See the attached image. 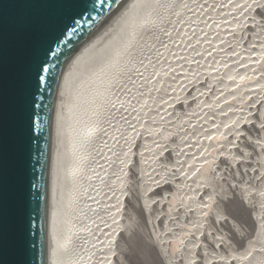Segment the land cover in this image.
Wrapping results in <instances>:
<instances>
[{
  "label": "rangeland",
  "instance_id": "rangeland-1",
  "mask_svg": "<svg viewBox=\"0 0 264 264\" xmlns=\"http://www.w3.org/2000/svg\"><path fill=\"white\" fill-rule=\"evenodd\" d=\"M200 2L201 0L197 1V4ZM220 2L218 6H220L221 12L229 14V16L233 15V19L237 18V20L241 21V26L236 34H228L225 31L224 34L220 35L219 52L215 53L213 52L215 50H212L214 42L210 39H213V37H202L204 41L201 42L202 44L200 43V46H202L201 49L205 48L206 51H204L207 55L205 58L197 57L198 54L192 52L191 46L184 49L186 48L184 47L186 43H183V37L185 36H182V34L189 35L187 29H183L184 31L181 32L177 29L176 36H182V39L175 44L172 51L169 50L167 52L169 53L166 54L167 56H164L165 58L169 56L171 59L174 56H179V59L182 60V54L186 52L188 54L184 56L186 58H183L185 60L182 63L173 67V62L166 64V61H161L163 50L159 51V47L156 48L157 53L153 49L151 51L148 49L149 51H146L144 54L146 57L150 52L152 55L150 57L147 55L150 59L151 57H159H157L158 60L160 59L157 62V65L159 64L158 72L165 74L170 68L173 69V76L176 80L173 84H175L177 90L176 92H167L168 95L172 93L169 95L172 98V104H169V107L164 106L165 110H162V114L159 112L162 115V120L158 122L161 128L159 127L160 130L157 135L152 136L153 146L150 154L144 158L145 160L143 159L147 164H145L142 170L150 179L149 183L145 185V192L141 198L138 195L140 187L139 183H137L138 168L135 165L133 156L136 153L135 146H137L139 132H141H138V129L141 127L138 120L143 119L142 121L144 122L147 119L145 118V109L142 108V103L135 106L133 104L128 109L129 113L133 109L135 110L131 112V115L141 112L138 116H143L144 118L137 116L138 122L136 123L130 120L133 123L132 126L135 131L133 130L134 133L131 138L123 139V160H121L122 163L119 166V171L117 170L118 167L113 169L114 171L116 170L115 173L118 171V175L122 173L124 176L121 177V180L124 179L121 184L120 197L110 203L111 213L118 215V219L120 220V228L116 232V245L113 244V247H116L117 259L112 264H164L162 261L164 257L168 259L169 264H185L184 256L188 252H191V250L193 255L190 264H201L204 262L205 257L208 261L207 264H221L220 259L223 264H236L231 259L230 252L234 251L232 253H235L237 251L236 254L239 255L244 251L241 248L242 244L246 238L247 240L250 239L251 235L255 233V223L258 226L264 227L262 225V218H264V80L262 77L264 76V59L259 58L255 63L252 61L251 63L255 65L246 70L242 69L249 76L247 77V82H243L244 86L242 83H240L242 85H239V83L237 85L243 86V91L248 93L242 92L241 94L233 95L232 99L229 98L232 111L229 110V105L221 104L222 97L226 93L228 95L227 90H223L222 88L220 90L217 87V82L221 81L220 77L224 75L225 66L222 63L216 67L212 80L205 84L207 79L206 73L208 72L205 71V68H208L211 61L215 60L212 55L218 54L216 56L219 59H222V55L227 56L226 58L230 62H227L229 66L238 62L240 57L238 59L237 55L242 56L239 52L248 50L249 48L247 47L250 44H252L250 46L259 44L260 47L262 45L259 52V55H262L264 52L263 44L256 42L261 39L262 33V37H264V0H235L233 2L232 0H220ZM209 3H212V1ZM190 4L188 2V5ZM248 8L249 13L243 18V21L246 22H242V14ZM213 10L215 9L212 6L208 10H202L204 11V14H202L208 17L207 20H209V18L213 17ZM187 12L189 13V11ZM185 13L183 11L184 17L187 15L186 17L189 19L192 18V14L188 15L186 13L185 15ZM183 15H180L179 18ZM229 16L226 17V21ZM232 18H229L228 21ZM218 21L221 22L220 18ZM218 21V25H223L224 27L226 21L223 24L224 20L221 23ZM194 22L196 20L191 23L193 28ZM214 25L213 23L210 24V22H203L202 27L206 26L204 32L211 31L210 36H215L217 34L215 28L217 27ZM198 26L199 22L196 23V27ZM207 29L209 30L207 31ZM194 32L196 33L195 28ZM198 35L199 37H197ZM200 35L194 36V40H198V38L199 40L202 39ZM190 37L185 38L188 40ZM161 42L164 43L161 40L159 44ZM155 45L153 42L151 46L154 48ZM243 47L247 49L243 50ZM236 49H238V52H236ZM234 52L237 53L235 54L236 56ZM251 54L248 55L251 59L255 58V56L258 57L257 53ZM163 57L162 60H164ZM201 60L208 62V65L201 66ZM189 66L192 73H183L185 67L189 68ZM240 67L242 68L241 65L237 66L235 74L241 70ZM152 70L153 68L146 70L143 68L141 69L142 73L140 71L137 77L141 75V77L143 76L142 78L148 79L154 74ZM222 80L224 79L222 78ZM256 86L257 93L253 90ZM148 90L149 92L152 91L151 88L146 89L145 92L143 91V99L140 98V101L146 102L149 99L150 93ZM223 91L226 92L224 93ZM173 93L175 94L173 95ZM125 95L128 99L131 97L133 99L136 96L131 91H127ZM163 101L165 105L168 102L166 98ZM125 105L129 108L127 106L128 102H125ZM144 106L146 108L147 105L144 104ZM120 107L116 111L117 113H115L118 120L116 119L117 121L113 123V127L125 124L131 126L127 118L121 117L126 120L125 124L122 122L123 120L120 122L119 115H124L127 112V108H125V111L123 107ZM225 107L228 108L226 112H224ZM216 110L220 111V113H217ZM228 112L237 115L238 121H235L236 124L231 127L226 126L223 129L221 128L220 132L218 131L219 134L217 132L210 134V137L208 136L209 140L207 139L206 142L204 140L205 135H202V132H200L202 131L201 128H204V131L207 132V125L210 121L213 125H219L220 120L224 119ZM127 126L126 128H129ZM132 126L130 127L131 129ZM149 133L150 128H147V136H149ZM101 145L103 143L98 144V146ZM102 147L104 148V146ZM188 159L193 161L191 168H189L190 165L188 166L185 163ZM105 166V170L108 169ZM101 172L103 173V171ZM118 175L112 179L114 183L119 181ZM240 187H243L244 192L241 193ZM111 190H108V192H111ZM101 192L104 194V190L98 193L99 197L97 191H93L91 195H97L99 200H101L103 199ZM93 198L96 199H93L94 201H97L95 196ZM249 210L251 212L254 210L255 214H253L254 212L250 214ZM253 217L255 218L254 220ZM93 221L92 225L95 224ZM149 230L155 235V240L157 241L156 248L153 246V238L149 235ZM263 242L264 239L259 240L258 246H262ZM189 247H191V250ZM251 253V250H247L242 255L249 261Z\"/></svg>",
  "mask_w": 264,
  "mask_h": 264
},
{
  "label": "bare ground",
  "instance_id": "bare-ground-1",
  "mask_svg": "<svg viewBox=\"0 0 264 264\" xmlns=\"http://www.w3.org/2000/svg\"><path fill=\"white\" fill-rule=\"evenodd\" d=\"M197 1L199 0H130L116 23L100 43L57 85L52 117V187L50 189L49 264H112V262L117 259L116 247H113V244L116 245V232L120 228V220L118 219V215H113V213H111L110 203L113 200L116 201L118 197H120L121 184L124 179L121 180V177L124 176L122 173L118 175L119 166H121V160H123L122 158L124 155L122 146L124 144L123 139L126 140V138H131L135 131L132 125L134 122L136 123L139 121L140 124H138L139 126L141 125V127L138 129V132H141H139V140L136 144L137 146H135L136 153L133 156V160L138 168L137 183L140 185L138 195L141 198L145 192V185L149 183L150 179L142 170L145 164H147L144 158L149 156L153 146L152 136L157 135L161 128V125H158L159 120H162V115H160L159 112L162 114V110H165L164 106L169 107L168 105L172 104V98L169 97L172 93L168 95L167 92H176L177 90L175 84H173L176 81L173 76V69L170 68L165 74L158 72L159 64L157 65V62H159L160 59H157L158 56L155 58L151 57V59L148 58L147 55H149V57L152 55L150 52L145 57V52L151 51L152 49L156 52V48L159 47V51L163 50L161 61H166V64L173 62L174 67L182 63V61L185 60L183 58H186L184 56L188 53L183 52L182 60L179 59V56H172V59L169 56L165 58V56L169 54L167 53L169 50L172 51V48L178 41H181L182 36L189 38L191 35L188 40L183 37V43H186L184 46L186 48L184 49L191 46L192 52L198 54L197 57L205 58L207 55L205 53L206 50L205 48L201 49L202 46H200L202 44L201 42L204 41L202 37H213V39L210 40L214 42L212 50H215L213 52L216 53L219 52L220 48V35H222V33L224 34L225 31H227L228 34H236L241 26V21L237 20V18L233 19V15H230V17L229 14L227 15L221 12L220 6H218L220 5L219 3H221L220 0L216 2L215 0H201L198 4ZM210 1H212V3L214 1V3H209ZM233 1L235 0H232V2ZM188 2L192 5H188ZM211 4L213 9H215L213 10L214 14L212 13L213 17L207 20L208 17L203 16V12L212 7ZM183 11L188 15L192 14V18L189 19L186 17V13L184 17ZM187 11H189V13ZM248 13L249 8L242 14V22H246L243 21V18ZM180 15L183 16L179 18ZM227 16L229 17L226 21ZM219 18L221 22L224 20L222 24L226 21L224 27L223 25H218L217 21ZM229 18L232 19L228 21ZM182 20L185 21L182 22ZM194 20H196L193 24L196 33L191 26ZM205 21L216 25L217 28L214 27L216 30L215 32H217L215 36H210L211 31L204 32L206 26L202 27V24L203 22L205 23ZM198 22L199 26L196 27V23ZM178 26L180 27L178 28ZM177 29L180 32L187 29L189 35L182 34L181 37H177ZM208 30L209 29H207V31ZM197 34H201L200 37L202 39L199 40L198 38V40H194V36H197ZM262 36L263 33L260 37V42L258 41L256 43L263 44L264 47V37ZM197 37H199V35ZM161 40H163L164 43L161 42V44H159ZM153 42L154 45L156 43L154 46L155 49L151 46ZM249 46L247 47L249 48L248 50H245L246 47H243L244 49H242L245 51H242L243 53L241 51L239 52L242 56L237 55L238 59L240 57V61H236L237 63H233L229 66L227 64V62H229L228 58H226L227 56L222 55V59H219V57L217 58L216 56L218 54H214L212 57L214 56L213 58L215 60L211 61L208 68H205V71H208L206 73L207 79L205 83L207 84L215 75L213 73L216 72V67H218L220 63L225 66L224 73L222 72L224 75L220 77L221 81L217 82V87L220 90L221 88L227 90L228 95L226 93L225 96L222 97L221 104H225L226 106L229 105V110L232 108L231 104H229V98L232 99L233 95L241 94L242 92L248 93L243 91V82H247V77L249 75L242 69L246 70L252 67L259 58L264 59V57H262L264 56V52L261 56L259 55L262 45L261 47L259 44L250 46L251 50ZM236 52H238V49H236ZM250 53H252L251 55L257 53L258 57L255 56V58L251 59V57L248 56ZM235 54L237 53L234 52V55ZM158 55L160 56V54ZM162 57L164 60H162ZM201 61L202 63L199 62L201 66H205V64L208 65V62H205V60ZM252 61H254V63H251ZM163 62L161 63L163 64ZM240 65L242 66V68L240 67L241 70L237 71L235 74V69ZM143 68L144 70L153 68V76L148 79L142 78L143 76L141 77V75L137 77ZM183 73H192L190 66L189 68L185 67ZM262 77L264 80V76ZM222 78L224 80H222ZM238 83L239 85L243 84V86L237 85ZM150 88L152 91L149 92L148 90L150 93L149 99H147L146 102L143 101V103L140 101V98L143 96V91L145 92L146 89ZM256 88L257 86L253 89L254 92L257 91ZM127 91H131L134 95L136 94L135 98L131 99V95V98L128 99L125 95ZM174 94L175 93H173V95ZM163 98H166L168 101L166 105L164 104ZM125 102H128L127 106L129 108L126 107ZM141 103L142 108L145 109V118L147 119L144 122L142 121L143 119L138 120L137 118L141 112H136L131 115L134 109L130 111V113L128 111L133 104V106H135ZM144 104L147 105L146 108H144ZM159 105H161V107H159ZM119 107H123L124 110L127 108L126 114H121L122 116L119 115L120 122L123 120L122 122L124 123L126 121L124 119L127 118L132 129L129 124L125 123L123 126L116 125V127H113V123L118 120L116 117L117 114L115 113H117L116 111L119 110ZM228 108L225 107L224 112H226ZM217 113H220V111H217ZM236 116V114L228 112L226 117L224 116L225 118L220 120L219 125H213L211 121H207V132L204 131V128H201L202 131H200L202 135H205L204 140L207 142V139L209 140L210 137L209 135L215 132L218 133V131L220 132L221 128L234 126L236 124L235 121H238ZM139 118L144 117L142 116ZM130 120H132L133 123ZM126 125H128L130 129L126 128ZM147 128H150L149 136L146 134ZM100 143H103V145L98 146ZM102 146H104V148ZM115 151H117V153H115ZM192 162V160L188 159L185 163H187L188 166L190 165L189 168H191ZM105 165L108 167L106 170L104 168ZM115 167H118L116 173V170H113ZM101 171H103V173ZM88 173H90V175H88ZM117 175L119 181L114 183L112 179ZM93 180L94 182H92ZM240 188V190H242L241 193L244 192L243 187ZM103 190L104 194L101 192L102 197L103 199L104 197L106 198L104 200H99L98 193ZM108 190H111V192H108ZM93 191H97V201L93 200L95 198L90 197ZM101 202L103 203L102 205ZM87 207H89L88 210ZM252 212H254V210ZM252 212L250 211V214H252ZM253 214H255V212ZM87 215L90 217L89 222H87ZM253 216L255 217V215ZM254 217L253 220L255 219ZM262 219V225H264V218ZM91 221L95 222V224L92 225L93 223ZM254 225L255 229H253L255 233L251 235L252 237L250 239L247 240L246 238V242L244 241L243 244L241 243V248L244 249L243 252L247 250L252 251L251 258L249 261L246 260L241 250L242 253H238L240 256L236 254L237 251H235V253H232L234 252L232 251L229 255H231V259L236 262V264H264V242L262 246H258L259 240L264 239V227L258 226L256 223ZM148 233L151 238H153V246L156 248L157 241L155 240L154 233L150 230ZM190 246H192V244H190ZM189 248L191 250V247ZM192 255L193 253L191 250V252H188L186 256H184L185 264H190ZM162 261L164 264H169L168 259H165V257ZM207 262V258L205 257L204 262L201 264H207ZM220 262L223 264L221 259Z\"/></svg>",
  "mask_w": 264,
  "mask_h": 264
},
{
  "label": "water",
  "instance_id": "water-1",
  "mask_svg": "<svg viewBox=\"0 0 264 264\" xmlns=\"http://www.w3.org/2000/svg\"><path fill=\"white\" fill-rule=\"evenodd\" d=\"M130 0H0L2 264H49L52 117L57 85Z\"/></svg>",
  "mask_w": 264,
  "mask_h": 264
},
{
  "label": "snow or ice",
  "instance_id": "snow-or-ice-1",
  "mask_svg": "<svg viewBox=\"0 0 264 264\" xmlns=\"http://www.w3.org/2000/svg\"><path fill=\"white\" fill-rule=\"evenodd\" d=\"M5 193L3 186L2 168H0V249L3 248L4 244V220H5ZM2 264V262H0Z\"/></svg>",
  "mask_w": 264,
  "mask_h": 264
},
{
  "label": "built area",
  "instance_id": "built-area-1",
  "mask_svg": "<svg viewBox=\"0 0 264 264\" xmlns=\"http://www.w3.org/2000/svg\"><path fill=\"white\" fill-rule=\"evenodd\" d=\"M94 196L96 197V195H93V196H91V197L93 198ZM88 209H89V207H87V210H88ZM87 214H88V213H87ZM87 219H88L87 222H89L90 217H89L88 215H87ZM91 222H92V221H91ZM91 222H90V223H91Z\"/></svg>",
  "mask_w": 264,
  "mask_h": 264
}]
</instances>
